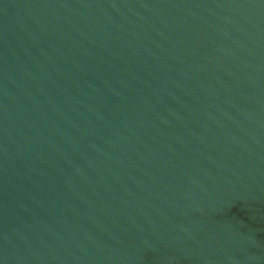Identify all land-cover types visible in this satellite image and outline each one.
I'll return each instance as SVG.
<instances>
[{"label": "water", "instance_id": "water-1", "mask_svg": "<svg viewBox=\"0 0 264 264\" xmlns=\"http://www.w3.org/2000/svg\"><path fill=\"white\" fill-rule=\"evenodd\" d=\"M0 264H264V0H0Z\"/></svg>", "mask_w": 264, "mask_h": 264}]
</instances>
